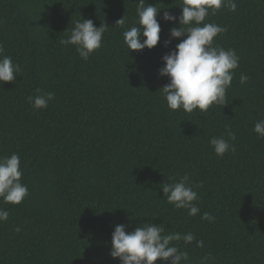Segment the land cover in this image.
I'll return each mask as SVG.
<instances>
[{
	"label": "trees",
	"instance_id": "16d2710c",
	"mask_svg": "<svg viewBox=\"0 0 264 264\" xmlns=\"http://www.w3.org/2000/svg\"><path fill=\"white\" fill-rule=\"evenodd\" d=\"M146 2L162 9L161 39L129 52L123 32L138 19V0H0V44L22 69L0 87V156L19 154L28 188L20 204L0 199L10 213L0 222V264H121L110 256L115 226L132 231L150 220L204 242L182 245L189 264L209 253L208 264H264V138L253 131L264 120V0H235L236 11L206 18L227 29L214 46L240 61L228 104L192 113L168 108V78L159 75L162 56L183 39L166 47L179 22L161 17H179L182 0ZM82 18L109 26L87 61L59 43ZM37 89L54 93L46 109L27 101ZM226 129L236 151L221 158L209 141ZM185 174L202 184L195 217L161 188ZM204 212L214 222L201 220Z\"/></svg>",
	"mask_w": 264,
	"mask_h": 264
},
{
	"label": "clouds",
	"instance_id": "9594fccd",
	"mask_svg": "<svg viewBox=\"0 0 264 264\" xmlns=\"http://www.w3.org/2000/svg\"><path fill=\"white\" fill-rule=\"evenodd\" d=\"M179 17L164 11L161 19L165 22H179V27L170 29V39L183 38L175 48L162 56L163 67L159 75L168 78V83L161 90L170 110H183L192 113L194 110L206 112L211 106H225L227 90L233 81L235 71L239 67L240 57L234 49H224L214 46L218 35L227 31L226 27L216 23H206L210 14H215L221 8L236 11L235 0H182L179 7ZM162 9L148 4L146 0H138L136 14L138 19L123 32L124 43L130 51H143L145 48L156 47L161 39V24L157 17ZM126 17L116 21V26L124 27ZM109 26L101 24L96 27L93 20L84 19L75 22L74 27L67 29V38L59 43L64 46H75L79 56L87 61L90 55L102 47L104 34ZM5 48L0 44V87L5 82H16V77L22 72L18 63H14L11 56L4 55ZM249 77L240 74V84L247 83ZM54 93L41 92L28 96L27 101L35 110L46 109ZM253 131L259 138H264V120L255 123ZM227 136L213 137L209 143L218 157L225 153H235L236 133L226 129ZM23 175L19 154L0 156V199L6 204L17 205L28 196V188L21 183ZM170 182L162 183V191L167 202L176 209H185L190 217L200 213L196 203L199 199L196 189L202 184H194L188 174L179 180L169 178ZM9 211L0 208V222L9 218ZM200 219L214 222L215 217L204 212ZM127 225L118 224L111 235L110 256L118 258L121 264H189L188 252L182 250L195 242L196 247L203 248L204 242L197 240L192 232H174L166 228L165 224H154L151 220L141 223L132 231H126ZM21 229L17 227L16 232ZM182 242V244H181ZM211 253L200 259V264H208L213 260Z\"/></svg>",
	"mask_w": 264,
	"mask_h": 264
}]
</instances>
